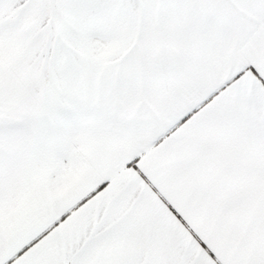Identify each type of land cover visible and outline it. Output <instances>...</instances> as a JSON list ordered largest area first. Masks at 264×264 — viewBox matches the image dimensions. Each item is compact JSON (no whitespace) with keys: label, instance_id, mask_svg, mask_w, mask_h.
I'll return each mask as SVG.
<instances>
[{"label":"snow or ice","instance_id":"6c2138e0","mask_svg":"<svg viewBox=\"0 0 264 264\" xmlns=\"http://www.w3.org/2000/svg\"><path fill=\"white\" fill-rule=\"evenodd\" d=\"M0 264H264V0H0Z\"/></svg>","mask_w":264,"mask_h":264}]
</instances>
